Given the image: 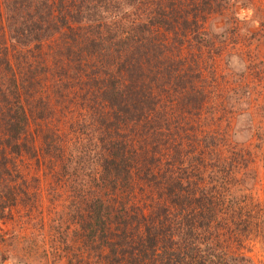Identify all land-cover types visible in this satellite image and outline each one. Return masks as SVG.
<instances>
[{"label":"trees","instance_id":"trees-1","mask_svg":"<svg viewBox=\"0 0 264 264\" xmlns=\"http://www.w3.org/2000/svg\"><path fill=\"white\" fill-rule=\"evenodd\" d=\"M246 1L239 7V0H0V228L10 221L34 227L22 216L23 208L32 215L36 202L28 203L19 159H42L38 141L46 130L33 132V124L49 119L51 106L35 88L41 71L65 68L48 66L54 55L44 65L27 49L64 36L63 63L72 68L76 61L88 78V128L99 148L97 175L68 197L75 257L85 258L86 248L97 264H256L234 241L256 221L247 175L257 152L237 144L232 130L236 119L253 123L244 114L252 102L244 89L252 97L251 79L264 78V60L249 55L244 69L215 68L226 46L211 49L224 34L208 24L216 13L221 27L248 21ZM85 59L90 70L81 66ZM238 62L234 52L225 60ZM55 130L44 137L45 154L53 152L69 177L71 161ZM7 231L6 240L35 242Z\"/></svg>","mask_w":264,"mask_h":264},{"label":"rangeland","instance_id":"rangeland-1","mask_svg":"<svg viewBox=\"0 0 264 264\" xmlns=\"http://www.w3.org/2000/svg\"><path fill=\"white\" fill-rule=\"evenodd\" d=\"M246 2L247 4L245 6L249 8L244 7V10L249 9L246 12L250 14L251 18L245 22L232 19V23L225 25L231 28L229 31H226L225 26L221 27L220 18L217 13L211 14L210 16L207 15V17L209 16L208 24L210 25V29L213 24L214 32L224 34L222 38H217V42L211 47L213 50L226 46L221 56L222 58L213 61L215 68L219 67L220 69L221 67H226L222 69L223 72H226L228 69L233 71L239 67L244 69L243 66L248 63L247 59L249 55L264 60V0H247ZM241 6V0H239V7ZM226 13L228 14V11ZM219 40H223L224 43ZM65 41L64 36L46 41L40 47L44 55L37 46L27 49L29 51L28 56L33 57L37 55L36 58L42 63L50 60L49 54L54 55L50 63H48V66L50 67L56 63L65 69L54 72L41 71L42 73L38 77L40 83L35 88V95L36 97L46 96L51 106L45 112V115L49 119L38 120L33 124V130H35L33 132H37L40 129L46 130L45 134L41 133L42 136H39L38 141V147L41 148L39 155L42 159L37 160V155L31 156L29 154H25L24 157L19 159V165L25 176L24 186L31 190L30 195L32 197L28 200V203L36 202V207L32 211L34 213L29 216L24 213L26 210L21 206L23 208V210L21 209L22 216L23 220L35 221V223L33 225L34 227H32L29 222H23V225L20 227L19 223L10 221L5 231L0 228V260L4 264H67L69 257L74 258V264H91V260H94L92 264H97V257L94 258L95 255L89 252L85 248L86 245L83 244L86 249H84L86 254L85 258L79 260L78 257H75L74 252L78 251V242L72 233L75 225L70 227L71 224L68 220L70 217L68 212L71 201L68 197H71V194L74 195L73 186L81 187V182L87 185L97 175V171H95L97 157L95 154H97L99 148L93 145L92 134L89 131L90 128H88V123L92 119L90 115L88 116L90 111H87V109L89 105L93 104L91 96L86 93L88 78L81 69L77 71V68H75L76 61L75 63L73 62L74 65L72 68L70 63L69 65L63 63L65 59L59 53L62 51L66 52V49H63ZM53 47L58 55L53 54ZM229 52L236 53L239 59L238 64L232 63V65H229L225 63V60L230 56ZM209 55V49H205L204 57L208 58ZM17 59L18 53H14L12 55L13 62ZM21 61L23 62L22 65L25 64L24 67L28 66L26 60ZM210 61L212 62V59ZM88 64L85 59L81 66L83 67L84 65L87 70H90L91 64ZM15 65H17V61H15ZM44 65L47 64L44 63ZM34 66L36 65L33 64L29 67ZM36 67L40 68L38 66ZM64 71H67L66 75ZM62 73L65 75V78L60 77L63 76ZM251 80L253 81L252 97L248 95L247 88L244 89V95L245 99L248 97L252 102L250 109H248L249 113L246 111L244 114H246L245 117L248 114L252 115L253 123L250 120L246 123L243 120L236 119L232 132L237 136V144L246 146L244 148L245 151L251 149L257 152V159L254 158L251 163L252 171L250 175H247V177L250 176L253 178L249 180L248 184L250 186V192H252L251 194L255 199L249 205L248 211L256 221L251 233L243 235L241 237L242 239L240 238L238 241H234V243L235 248L240 249V251L250 256L256 264H264V127H262L264 120V107L262 108L264 104V78L262 80L252 78ZM26 85H28V82H26ZM59 87L62 88V94H60ZM240 111H245V109ZM251 124L253 125L250 128L249 126ZM220 127L225 130L227 125L222 123ZM51 129H56L55 131H57L56 133L60 137L63 135L61 138L65 141L63 154L65 157H69L71 161L70 173L72 175L69 177L64 175L65 168L62 167V163L60 164V161L56 158L49 156L53 152L50 154L47 153L48 155L45 154L44 137L48 136V131ZM261 137H263L262 140ZM254 145L258 147H254ZM40 174H42L41 179H38ZM238 174L240 176L241 173ZM65 179H68L67 186L63 185ZM70 182L72 184L71 189L69 187ZM35 193L38 196L33 195ZM19 214V212H14L13 215L18 217ZM62 214H64V217ZM61 227L69 230L66 235L58 230ZM7 229L9 230L7 231ZM15 230L21 236L34 239L33 246L29 242H25L26 240L24 239L16 238L17 240H6L9 239V234L4 232H13ZM11 255L14 256L13 260L4 261L2 259V257H9Z\"/></svg>","mask_w":264,"mask_h":264}]
</instances>
